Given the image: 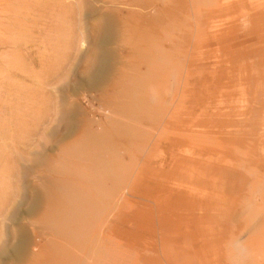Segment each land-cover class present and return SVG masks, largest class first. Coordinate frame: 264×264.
Wrapping results in <instances>:
<instances>
[{
    "label": "bare ground",
    "instance_id": "bare-ground-1",
    "mask_svg": "<svg viewBox=\"0 0 264 264\" xmlns=\"http://www.w3.org/2000/svg\"><path fill=\"white\" fill-rule=\"evenodd\" d=\"M12 1L0 0V48L4 45L5 49L10 48L7 53L2 50L0 54L6 53L3 56L8 67L13 65L10 57L17 50L13 48V40L4 36L2 27L11 29L13 20L22 18L20 9L23 10L24 7L13 9ZM106 1L122 6L129 4V8L125 7V14L121 8H117L118 6H115V9L107 8L102 23L93 28L92 32L95 48L100 50L94 53L85 68L87 76L81 83L70 88L75 89L80 85L99 88V93L89 102L91 111L84 114L83 122L78 124V127L72 121L69 122L64 133L71 138L58 147L54 156L50 154L49 159L37 163L34 161L36 164H32V171L41 173L42 177L39 178H43L39 181V189L31 194L32 204L29 212H39L38 217L31 222L33 238L29 237L26 229L13 234V252L16 256H24V253L29 251V264H143L145 258L139 250L127 251L128 256L124 255L127 258L122 261L123 256L120 260L117 258L119 253L122 255L117 251V246L108 243L111 240V226L120 220L119 216H116L117 206L127 198V192L134 195L130 189V184L134 183L132 171H137L142 177L144 166L152 163L157 148V153L173 158L178 156V153L182 154L180 146L183 147L185 140L192 141L196 138L190 125L184 128L185 131L180 130L173 138L176 134L175 127H184L181 123H186L182 122L181 118V112L185 108L182 105L183 98H180L176 105L173 102V97L178 96L180 90H184L181 96L185 97L190 89V95L198 97L194 104H200L209 96L208 90L213 93L222 92L229 84L227 77L232 80L231 75L234 74L232 72L230 76H225L223 61L220 58L213 59L223 56L222 59L231 61L232 57L228 59L230 53L225 51L212 56L209 51L199 53L195 52V48L192 52L188 50L187 46L194 41L192 36H189L193 21L188 0L182 3V9L187 10L184 12L187 13L186 17L165 15L164 18L161 17L160 10L162 0ZM207 1L209 0H192L193 9L199 12L201 3ZM211 1L213 0L209 2ZM134 5H140V8L137 7V12L133 9V12H130L128 9ZM195 16L200 17L201 13ZM181 28L186 30V33L176 35L175 32ZM201 29L202 27L197 31L205 30ZM209 30L208 28L205 33ZM114 39L121 44L118 49L121 50L119 55L123 61L117 64L114 78L111 77L109 81L108 75L114 70L111 72L108 63L112 49L106 46ZM166 44L170 46L166 47ZM178 44L185 46L177 54ZM259 44L256 47L260 46L259 49L264 50V40ZM204 59L213 60L211 62H215L214 68L211 69ZM252 67L254 69L250 73L251 86L248 87L247 98L250 103L247 111L250 126L235 133L231 139L234 145L229 158L232 159L229 160L231 165L227 171L233 180L230 182L232 199H228L226 215L221 216L223 223L218 227V239L222 242L216 252V256L220 257L219 264H264V143H259L264 140V59H258ZM209 68L215 72L214 75L209 76ZM2 73H7L6 78L11 82L10 72L3 70ZM61 113L66 118L70 111L63 109ZM187 115L191 116V113ZM115 132L119 134L115 136ZM64 133L59 136L64 137ZM166 136L171 138V151H167L168 148H159V143ZM192 150H189V153L186 150L185 153L191 154ZM185 153L183 152L182 156ZM126 155L130 159L127 160ZM165 159L155 165H163L167 161ZM223 159L225 158L218 149L210 147L206 154L199 158V163L202 164L199 166L200 164L196 163V170L207 166L206 162L214 167L213 170H219L222 168ZM116 167L120 169L118 180L121 179L125 186L128 185L125 189L122 187V193L118 191L119 194L115 191L114 176L111 174V169ZM182 167L181 172L184 175L195 171L192 167ZM128 188L130 191H127ZM176 194L179 197L178 191ZM187 196L189 195L184 196L183 202L189 199ZM38 206L41 207L40 211L36 209ZM181 208L183 211L182 206ZM178 213L180 212L177 210ZM182 214L184 213L179 215ZM172 226L171 223V228L165 227L167 230L164 229L163 233L161 228H154L150 232L155 250L160 248L157 247V242L161 244L163 257L160 258L163 260L158 258L160 253L155 256L151 253V257L146 254V257L157 256L155 264H202L199 260L204 254L200 256L199 249L196 251L202 246V239L189 235L191 232L188 230V234L187 229L177 230ZM153 250L151 249V252ZM198 256L201 258L198 259Z\"/></svg>",
    "mask_w": 264,
    "mask_h": 264
},
{
    "label": "rangeland",
    "instance_id": "rangeland-1",
    "mask_svg": "<svg viewBox=\"0 0 264 264\" xmlns=\"http://www.w3.org/2000/svg\"><path fill=\"white\" fill-rule=\"evenodd\" d=\"M139 1L141 0L136 2ZM188 1L191 21H193L189 36L191 35L194 40L187 46L188 50L192 52L195 48L197 50L195 52L209 51L212 56L225 51L230 53L228 59L232 57L231 61L222 59L223 56L213 59L220 58L223 61L225 76H230L232 72L234 74L231 75L232 80L227 77L226 81L229 84L222 92L213 93L208 90L209 96L200 104H194L198 97L190 95V89L185 97L181 96L184 90H180L178 96L173 97L174 105L183 98L182 105L185 108L181 112V118L182 122H186L181 123L185 125L181 126L182 128L175 127L176 134L173 138L180 130L185 131L184 128L190 125L189 127L194 129L192 133L196 138L192 141L183 140V147L180 144L179 146L184 153L187 151L189 153L191 149L195 152L192 150L191 154L185 153L184 156L182 152L170 158L166 156L167 154L157 153V148L152 163L144 166L142 177L137 171L134 173L132 171L134 183L130 184V189L134 195L127 192V198L119 202L116 216H119L120 220L110 229L111 240L108 243L117 246V251L122 253V255L119 253L118 260L123 256L121 259L125 261L128 252L139 250L141 256L145 258L143 264H155L158 258L163 257V250L160 242H157V247L160 248L155 250L150 232L154 228L157 230L161 228L163 233L167 230L165 227L168 228L172 223V228L177 230L183 228L184 231L187 229L188 234L191 232L189 235L199 236L202 239V246L196 251L198 252L199 249L198 255L206 256L203 255L202 258L198 256V259L201 258L200 262L220 263V257L216 256L222 244L218 239V227L223 223L221 216L226 215L225 209L231 197L230 185L233 181L227 171L231 165L229 160L232 159L229 158L234 145L231 139L235 133L250 126L247 118L250 107L247 101L248 87L251 86L250 73L254 69L252 66L255 62L264 59V50L259 49L260 46L256 47L264 40V0L211 2L209 0L201 3L199 12L193 9L192 0ZM12 2L13 9L24 7L23 10L20 9L21 16H19L22 18L14 19L13 24H10L11 29L2 27L4 36L13 40L15 43L13 48L17 50L10 57L13 63L11 67L5 64L3 56L10 48L5 49V45L0 48V53L2 50L6 52L0 54L3 57H0V264H29L31 253L28 251L27 255L24 253V256L23 254L16 256L13 252V238L21 229H26L29 237L33 238L31 222L38 217L39 212H29L32 204L31 194L39 189V181L43 178L41 173L32 171V164L49 159L50 154L54 156L58 147L71 138L64 133L68 129L69 122L72 121L78 127V124L83 122L84 114L91 111L89 102L99 93V88H88L86 85L70 88L81 83L87 76L85 68L88 67L94 53L100 50L95 48L92 32L93 28L102 23L107 8L115 9V6H118L117 8H121L120 10L125 14L127 11L124 9L129 8V4L115 5L106 0H13ZM183 2L184 0H162L161 17L164 18L165 15L186 17L187 13L184 12L187 10L182 9ZM137 7L140 8V5H134L128 10L133 12ZM198 13H201L200 17L195 16ZM207 25L210 30L205 33L208 29ZM199 26L205 30L197 31ZM184 31L186 30L181 28L175 34L182 35L186 33ZM107 45L106 47L112 49L108 56L111 72L114 70L108 75L111 81L118 67L117 64L119 65L123 60L119 55L121 50L118 46L121 44L118 40H111ZM184 46L185 44H178L177 54ZM205 61L211 69L214 68L215 62H211L213 60ZM227 63L230 64L226 65ZM210 68L209 76L215 74ZM2 69L10 72L11 82L6 78L8 74L2 73ZM95 106L97 107V104ZM63 109L70 111L66 118L62 116ZM188 113H191V116H188ZM60 133H64V137H60ZM117 134L119 133L115 132L114 135ZM170 139V136H166L159 143V148L163 150L168 148L167 151H171ZM259 143H264V140ZM210 147L214 150L218 149L225 158L221 162L222 168L213 170L214 167L206 162L207 166L204 165L200 170H196V165L202 164L199 163V158L206 154ZM126 156L127 160L130 159L128 155ZM165 158L167 161L163 165L162 163L155 165ZM183 165L189 169L192 167L191 169L195 171L191 170L194 172L184 175L181 172ZM111 174L114 176L115 191L117 194L118 191L122 193V189L128 185L125 186L121 179L118 180L120 169L118 170L117 167L111 169ZM130 189L128 188L127 191ZM186 190L191 192V195ZM175 191L179 192V197ZM185 194L189 195L187 196L189 199L183 202ZM36 209L40 211L41 207L38 206ZM177 210L180 213L177 214ZM182 212L184 214L179 215ZM151 249L154 250L151 252ZM151 253L152 255L154 253V256L160 254L158 258L157 256L150 258ZM146 254L150 257L147 258Z\"/></svg>",
    "mask_w": 264,
    "mask_h": 264
}]
</instances>
